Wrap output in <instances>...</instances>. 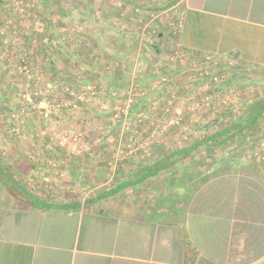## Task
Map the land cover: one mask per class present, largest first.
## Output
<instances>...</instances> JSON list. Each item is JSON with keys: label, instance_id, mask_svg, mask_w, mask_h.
I'll return each mask as SVG.
<instances>
[{"label": "crops", "instance_id": "1", "mask_svg": "<svg viewBox=\"0 0 264 264\" xmlns=\"http://www.w3.org/2000/svg\"><path fill=\"white\" fill-rule=\"evenodd\" d=\"M156 2L146 12L173 6L184 15L183 29L172 34L158 22L141 28L113 9L102 11L95 14L100 20L96 27L83 29L98 37L97 43L85 42L93 45V52L80 55L60 48L44 71L47 82L65 93L93 81L108 101L112 87L124 91L133 75L145 81L161 58L173 75L193 69V62L198 67L206 56L221 68L218 77L230 69L231 80L264 89V0ZM176 55L178 62H170L168 57ZM84 105L78 113L89 119L88 133L103 134L96 153L61 162L54 176L61 179L58 185L42 182L32 192L41 202L38 206L19 200L18 191H0V264H264V175L253 163L242 161L241 169L229 161L233 166L225 164L213 175V168L208 173L196 164L190 168L191 156L170 157L177 150L169 152L162 142L153 141L151 157L133 156L112 172L111 149L122 141L116 125L110 129L112 113L92 125L91 118L104 112ZM215 120V126L218 118L203 127L212 128L208 124ZM148 145L143 142L138 148ZM42 154L48 155L37 153ZM1 157L6 171L4 164L11 162L2 163ZM24 161L17 156L15 169ZM105 181L112 183L82 190ZM124 183L129 185L122 187Z\"/></svg>", "mask_w": 264, "mask_h": 264}, {"label": "rangeland", "instance_id": "2", "mask_svg": "<svg viewBox=\"0 0 264 264\" xmlns=\"http://www.w3.org/2000/svg\"><path fill=\"white\" fill-rule=\"evenodd\" d=\"M156 1L144 0L141 5H133L123 0H0V157L3 158L2 163L11 162L9 165L4 164L6 171L15 179L18 178L19 182H23L31 193L39 191V183L57 184L61 181L60 178L58 181L54 178L55 172L60 170L61 162L69 164L73 158L93 156L96 153L95 146L101 141L103 134L98 135L99 138L96 133H88L89 119L84 121L78 113L84 104L92 105L96 113L104 112L101 118H91L92 125L100 124L103 116L108 117V114L112 113L108 119L110 120L115 112L112 93L110 100L104 101L96 82H85L79 90L69 88L65 93L59 91L58 85L49 84L44 71L54 60L55 52L60 48L75 50L80 55L82 51L93 52L92 44L97 43L98 37L95 38L93 33L83 29L92 30L100 21L95 16L100 15L102 11L112 13V9L122 14L132 25L146 28L157 22L164 23L172 33L166 18H171V21L175 19L178 9L169 6L146 12L152 4L157 3ZM99 28L97 27V32ZM152 38L156 36L150 35L149 39ZM86 41H91L92 44L86 45ZM153 42L155 45L156 40ZM177 57L176 55L168 58L170 62L176 63ZM204 57L198 67L195 65L193 69L187 68L184 72L181 69L176 70L175 72L179 73L172 72L173 75L168 74L170 69L164 62L165 58H161V63L145 81L142 82L139 75L131 77L124 91L134 83L138 94L145 95L137 97L133 107L135 112L131 113L128 119V129L114 120L111 121L110 129L116 125L122 139L120 146L115 150L111 149L114 152L113 157L109 159L112 172H116L119 162H125L133 156L140 159L151 157L155 153L150 147L154 141L162 142L163 148L169 152L201 142L191 155L190 168L196 164L200 170L207 173L213 168L214 175L224 170L223 165H232L229 161L237 166L244 161L253 163L256 172L264 175V135L255 143L252 142V134L250 137L233 136L226 146L215 148L214 151H210L205 143L215 132L219 134L222 129L230 127L248 105L264 93V89L258 90L254 84H238L235 79L231 80L230 69H224V73L218 77L217 72L221 68L217 67V63H213V58ZM84 71L81 69L80 73L83 74ZM159 72L160 75L166 76L167 81L156 87V82L160 81L157 79ZM39 77L41 82L38 81ZM88 85L95 87L98 101L90 102L86 97L87 101L79 104L74 111L65 110L63 114L52 115L50 118L42 116L45 110L52 111L50 105L55 102H71L73 95L85 93V87ZM116 89L118 88L112 87L113 91ZM207 95L212 97V102L205 106L203 100ZM215 95L218 97L213 99ZM228 113L233 115L228 118L226 127L219 126L218 123L212 128L204 129L203 126L208 122L215 118L221 120ZM171 119H180L179 125L164 129L167 121ZM261 126L263 129L259 134H264V119L261 120ZM246 132L243 134H248V130ZM226 135L224 134V137ZM143 142L149 144L146 150L138 148ZM46 146L47 148L42 149ZM38 152H46L48 155L42 154V157H38ZM17 156L27 160L18 165L19 169L14 167ZM28 158L38 164L31 165ZM22 167H25L26 172H20ZM243 167L245 165L240 166L241 169ZM27 172L30 175L23 176ZM110 183L112 181L98 182L97 185L87 184L82 186V190L84 193L90 192ZM1 190L3 186L0 180Z\"/></svg>", "mask_w": 264, "mask_h": 264}, {"label": "trees", "instance_id": "3", "mask_svg": "<svg viewBox=\"0 0 264 264\" xmlns=\"http://www.w3.org/2000/svg\"><path fill=\"white\" fill-rule=\"evenodd\" d=\"M233 114L228 113L226 117L223 119H219V126L226 127L229 121L228 118H230ZM264 119V97H259L253 100L251 104L248 105V107L244 110V112L238 116L234 121L233 124H230L231 126H227L225 130L222 129V132L218 134V132H215L212 136L208 137L205 141L206 145H208V149L211 151L215 148L226 146L229 139H232L233 136H240L242 135H251L252 142L255 143L262 137L264 134H259V132L263 129L261 126V120ZM217 123V124H218ZM216 124V125H217ZM205 130L207 128L204 127ZM248 130V134H243V132H246ZM247 133V132H246ZM224 134H227L224 137ZM234 137V138H236ZM201 142H198L192 147H187L184 149H179L175 151L173 154L170 155V157H180V158H186L190 157L192 153L197 149V147L200 145ZM168 157V158H170ZM0 180L2 181L3 190L7 193H15V189H18L17 193H19L20 198L22 202L25 204H31V206L39 205L41 204L40 200L33 196L34 194L28 191L25 187L20 186L19 182L14 178V176L10 173H6V171L3 169V167L0 165ZM129 185L128 183H124L122 187H127ZM19 197V196H18Z\"/></svg>", "mask_w": 264, "mask_h": 264}, {"label": "built area", "instance_id": "4", "mask_svg": "<svg viewBox=\"0 0 264 264\" xmlns=\"http://www.w3.org/2000/svg\"><path fill=\"white\" fill-rule=\"evenodd\" d=\"M175 10V9H174ZM170 15V14H169ZM169 15H167V17H169ZM169 21V24L171 26L172 29V33H178V31H180L181 29H183L184 27V15L181 12H178L177 17L175 19H173L172 21L170 20L171 18H166ZM194 66L195 63L193 62ZM157 79L160 80L157 83V85H155L156 87H158V84L160 83H166L167 78L165 75H160L161 73H157ZM160 78V79H159ZM215 80H217V77H215ZM39 82H41V78L39 77ZM86 92L85 93H77L76 95H73L74 99L71 100V102H67V103H62V102H55V104L50 105L52 108V111L50 110H45V112H43L42 116L44 118H50L52 115H61L65 112V110L67 111H74L79 107V104H81L82 102H85L86 97L89 98L88 101L90 102H95L98 101V94L97 91L95 89V87L93 85H88L85 87ZM84 89V90H85ZM41 95H44V93L39 92ZM47 93V92H46ZM145 95V93L139 95L138 94V90L136 88V86L134 85V83L131 84V86L125 90L124 92L120 91L119 89H116L115 91L112 92V97L113 100H115V108H114V113H113V120L117 123H120L123 128H127L128 129V119L131 116V113L133 111V107L136 105V99L137 97H143ZM215 97H218L217 95L213 96V99H215ZM87 101V100H86ZM66 102V101H64ZM212 102V97L210 95H207L204 97L203 103L204 105H209ZM180 123V119L179 120H168L167 124L165 125L164 129L167 127H177ZM53 166H56V164H53Z\"/></svg>", "mask_w": 264, "mask_h": 264}, {"label": "water", "instance_id": "5", "mask_svg": "<svg viewBox=\"0 0 264 264\" xmlns=\"http://www.w3.org/2000/svg\"><path fill=\"white\" fill-rule=\"evenodd\" d=\"M217 121L215 120L214 122L208 124L209 127L213 126Z\"/></svg>", "mask_w": 264, "mask_h": 264}]
</instances>
